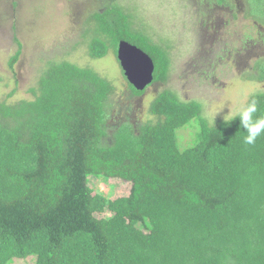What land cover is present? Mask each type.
I'll use <instances>...</instances> for the list:
<instances>
[{"label": "trees", "instance_id": "16d2710c", "mask_svg": "<svg viewBox=\"0 0 264 264\" xmlns=\"http://www.w3.org/2000/svg\"><path fill=\"white\" fill-rule=\"evenodd\" d=\"M246 2L264 26V0ZM90 18L89 56L133 43L154 62L147 86L166 83L168 50L130 13L111 4ZM251 79L264 81V58ZM127 84L133 95L146 88ZM113 90L92 67L61 60L29 88L32 99L0 101V264H264V132L245 144L238 115L210 125L197 100L162 89L149 105L155 122H119L108 136ZM252 99L253 118H264V91ZM192 118L199 140L180 149L175 129ZM90 175L130 189L108 198L87 185Z\"/></svg>", "mask_w": 264, "mask_h": 264}, {"label": "rangeland", "instance_id": "374dc122", "mask_svg": "<svg viewBox=\"0 0 264 264\" xmlns=\"http://www.w3.org/2000/svg\"><path fill=\"white\" fill-rule=\"evenodd\" d=\"M114 4L132 15V26L168 50L171 67L166 83H152L133 95L112 49L100 58L88 54L95 35L91 13ZM249 13L246 0H0V101L32 99L47 66L67 60L89 66L110 80L107 135L123 121L134 125L155 118L149 112L162 89L195 99L210 125L237 116L249 97L264 91V81L252 80L257 60L264 58V26ZM21 51L14 68L9 56ZM196 118L175 129L180 149L198 142ZM103 139L108 144L109 138ZM87 185L111 198L126 195L130 185L90 175ZM33 257H14L6 264H34Z\"/></svg>", "mask_w": 264, "mask_h": 264}, {"label": "water", "instance_id": "95a60500", "mask_svg": "<svg viewBox=\"0 0 264 264\" xmlns=\"http://www.w3.org/2000/svg\"><path fill=\"white\" fill-rule=\"evenodd\" d=\"M116 56L130 82L137 89H144L153 79L154 62L140 47L126 41H119Z\"/></svg>", "mask_w": 264, "mask_h": 264}, {"label": "clouds", "instance_id": "9594fccd", "mask_svg": "<svg viewBox=\"0 0 264 264\" xmlns=\"http://www.w3.org/2000/svg\"><path fill=\"white\" fill-rule=\"evenodd\" d=\"M257 110L258 102L256 99H252L237 114L241 125L247 132V136L244 138L245 144H254L257 137L264 132V118H253Z\"/></svg>", "mask_w": 264, "mask_h": 264}]
</instances>
